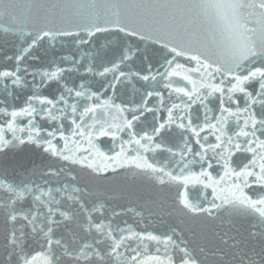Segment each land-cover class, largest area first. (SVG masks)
<instances>
[{"label": "snow or ice", "instance_id": "1", "mask_svg": "<svg viewBox=\"0 0 264 264\" xmlns=\"http://www.w3.org/2000/svg\"><path fill=\"white\" fill-rule=\"evenodd\" d=\"M0 264H264V0H0Z\"/></svg>", "mask_w": 264, "mask_h": 264}]
</instances>
